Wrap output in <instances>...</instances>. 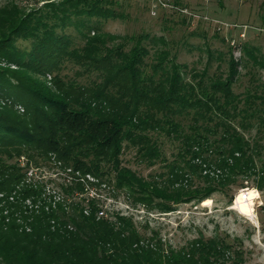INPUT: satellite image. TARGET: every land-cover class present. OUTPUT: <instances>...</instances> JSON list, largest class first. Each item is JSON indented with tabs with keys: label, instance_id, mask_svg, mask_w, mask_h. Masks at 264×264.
I'll use <instances>...</instances> for the list:
<instances>
[{
	"label": "trees",
	"instance_id": "trees-1",
	"mask_svg": "<svg viewBox=\"0 0 264 264\" xmlns=\"http://www.w3.org/2000/svg\"><path fill=\"white\" fill-rule=\"evenodd\" d=\"M97 5L66 0L48 5L46 17L7 21L0 52L17 69L0 70L1 92L12 106L0 108V264H229L234 251L222 238L199 236L170 245L148 224L106 213L100 193L125 191L137 205L170 213L240 179L254 177L264 191V166L258 163L264 151V109L258 102L263 98L233 91L238 63H230L225 80H206L207 72L179 63L164 38L163 47L149 46L144 37L96 29L82 48L71 49L58 22L71 19V9L87 17L113 16ZM51 18L57 21L52 26ZM14 36L32 41V47H17ZM245 52L264 66V55ZM65 59L94 77H60ZM49 74H55L51 86ZM252 130L255 137L247 138ZM166 140L176 148L169 158ZM126 149L150 167L161 162L164 170L140 176L122 164ZM21 156L49 160L63 171L61 182L47 191L23 180L12 161Z\"/></svg>",
	"mask_w": 264,
	"mask_h": 264
},
{
	"label": "rangeland",
	"instance_id": "rangeland-1",
	"mask_svg": "<svg viewBox=\"0 0 264 264\" xmlns=\"http://www.w3.org/2000/svg\"><path fill=\"white\" fill-rule=\"evenodd\" d=\"M63 1L66 0H0V40L9 34L7 21L12 17H46L52 11L48 5ZM93 1L97 2L103 13L113 16L87 17L78 15L74 9L69 10L71 19L66 23L58 22L57 30L59 34L71 39V49L82 48L88 32L96 29L115 35L144 37V44L149 46L157 43L158 47H163L160 41L164 38L166 47L177 56V61L200 74L207 72L206 80L216 75L224 76L225 80L230 74V63H238V74L231 85L233 91L243 96L257 95L264 100V66L256 65L251 59L252 55L245 52L246 48H250L258 56L264 55V19L261 18L264 0ZM164 1L167 6L162 5ZM82 8L85 7L79 5L78 10ZM48 21L50 26L57 22L52 18ZM232 40H236L238 48L231 46ZM13 43L23 49L32 47V41L17 36H14ZM60 68L58 75L68 80L86 82L94 77L69 59H65ZM15 69L16 64L0 52V70ZM54 76L49 74L46 79L50 86L53 85L51 82ZM2 78L0 75V80ZM188 80L193 81V77L188 76ZM9 82L16 84L13 80ZM5 100L0 87V108L12 107ZM258 102L264 109V101L263 104ZM15 110L23 112L20 106H16ZM255 134L256 130L245 132L247 138H253ZM164 145V153L169 158L176 151L175 145L168 140ZM261 160L258 163L262 168L264 151ZM12 161L21 168L23 180L40 183L47 191L60 183L59 177L64 174L44 158L34 160L21 156ZM121 161L124 166L145 178L164 170L161 162L150 167L137 160L132 149L125 150ZM247 179H240L230 187L215 191L205 200L181 203L170 213L137 205L125 191L117 192L108 188L101 191L100 196L106 213L132 216L138 225L143 227L148 224L150 229L158 231L170 245L180 247L199 236L206 239L219 237L234 251V261L229 264H264V191L256 187L254 177ZM243 190L250 194L252 206L235 204ZM4 204H0V210Z\"/></svg>",
	"mask_w": 264,
	"mask_h": 264
},
{
	"label": "bare ground",
	"instance_id": "bare-ground-1",
	"mask_svg": "<svg viewBox=\"0 0 264 264\" xmlns=\"http://www.w3.org/2000/svg\"><path fill=\"white\" fill-rule=\"evenodd\" d=\"M235 204L237 206H240L242 204H248V205L252 206L253 205V201H252V199L250 197V194L247 193L245 190H243L237 196ZM237 208H239V207H237Z\"/></svg>",
	"mask_w": 264,
	"mask_h": 264
},
{
	"label": "built area",
	"instance_id": "built-area-1",
	"mask_svg": "<svg viewBox=\"0 0 264 264\" xmlns=\"http://www.w3.org/2000/svg\"><path fill=\"white\" fill-rule=\"evenodd\" d=\"M162 5H163V6H167V4L165 3V1L162 2ZM241 36H242V37H245L244 34H242ZM231 46H232L233 48H235V49L239 47V46H238V43L236 42V40H232V41H231Z\"/></svg>",
	"mask_w": 264,
	"mask_h": 264
}]
</instances>
